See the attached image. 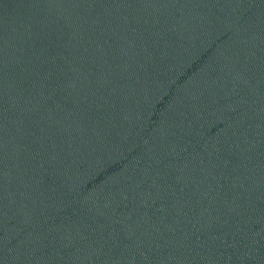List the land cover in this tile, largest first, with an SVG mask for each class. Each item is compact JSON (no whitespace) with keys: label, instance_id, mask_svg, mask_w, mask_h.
I'll list each match as a JSON object with an SVG mask.
<instances>
[{"label":"water","instance_id":"95a60500","mask_svg":"<svg viewBox=\"0 0 264 264\" xmlns=\"http://www.w3.org/2000/svg\"><path fill=\"white\" fill-rule=\"evenodd\" d=\"M0 264H264V0H0Z\"/></svg>","mask_w":264,"mask_h":264}]
</instances>
